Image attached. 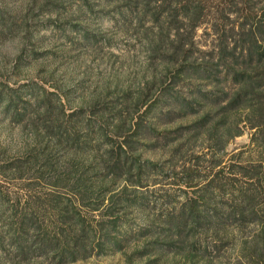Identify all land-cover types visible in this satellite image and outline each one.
Segmentation results:
<instances>
[{
  "label": "trees",
  "instance_id": "1",
  "mask_svg": "<svg viewBox=\"0 0 264 264\" xmlns=\"http://www.w3.org/2000/svg\"><path fill=\"white\" fill-rule=\"evenodd\" d=\"M123 2L128 12L139 10L144 34L152 31L149 49L162 68L146 91L94 104L88 116L37 93L52 143L38 165L0 169L2 176L39 173L15 195L0 189V248L13 264L110 253L130 263L171 253L207 264L255 224L259 232L241 256L264 264V0ZM205 23L214 35L209 47L196 39ZM246 129L247 147L228 150ZM156 148L163 164L144 156ZM162 180L170 188H156L153 199L150 185Z\"/></svg>",
  "mask_w": 264,
  "mask_h": 264
},
{
  "label": "rangeland",
  "instance_id": "2",
  "mask_svg": "<svg viewBox=\"0 0 264 264\" xmlns=\"http://www.w3.org/2000/svg\"><path fill=\"white\" fill-rule=\"evenodd\" d=\"M138 16L139 10L128 12L123 0H0V169L14 161L38 165L41 148L52 143L40 124L42 110L34 103L37 93L56 107L61 99L67 112L84 107L88 116L94 104L116 101L125 91L135 96L148 89L162 63L149 49L152 31L144 34ZM144 19L147 22L149 15ZM213 38L206 23L197 28L201 46H211ZM4 99L12 101L11 109ZM250 140L251 131L246 129L227 148L247 147ZM52 154L59 156L56 150ZM144 156L160 164L165 160V152L158 148L146 150ZM37 175L36 168L25 169L24 177L0 175V189L15 195ZM168 182L150 185L155 189L151 197L159 196L156 188H170ZM258 232V225H249L207 264H244L241 249L252 244ZM5 253L0 248V264H13ZM37 263L31 258L20 264ZM66 264L189 263L171 253H162L157 260L136 258L133 263L125 254L110 253Z\"/></svg>",
  "mask_w": 264,
  "mask_h": 264
}]
</instances>
